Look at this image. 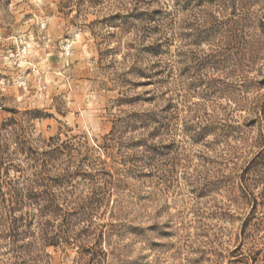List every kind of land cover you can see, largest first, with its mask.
Returning <instances> with one entry per match:
<instances>
[{"label":"rangeland","instance_id":"rangeland-1","mask_svg":"<svg viewBox=\"0 0 264 264\" xmlns=\"http://www.w3.org/2000/svg\"><path fill=\"white\" fill-rule=\"evenodd\" d=\"M142 1L172 14L162 98L181 76L207 78L175 110L153 99L131 0H0L1 262L20 264L12 250L30 242L35 174L70 199L101 189L86 264H264V165L246 170L264 159V0ZM148 111L176 114L112 134ZM78 248L45 254L79 264Z\"/></svg>","mask_w":264,"mask_h":264},{"label":"trees","instance_id":"trees-1","mask_svg":"<svg viewBox=\"0 0 264 264\" xmlns=\"http://www.w3.org/2000/svg\"><path fill=\"white\" fill-rule=\"evenodd\" d=\"M130 3L133 6L131 9L132 15L134 14L132 18L141 25L138 30L140 38L148 41V45L144 47L143 51L155 60L152 66L154 72L150 74L152 75L151 77H147V79L152 78L154 81L153 84L156 86L152 93L154 96L153 99L154 101L155 98L164 101L168 109L175 110L176 107L173 106V101H176L178 97L180 98L179 92H184L183 96H185V94L189 93L188 91L192 86L190 82L197 80L198 85H202V82L207 80V78L200 79L199 77L193 78V76H181L178 82L176 80V87H173L174 90L168 88V93L164 94L170 95L169 98H162L161 89L168 80H172L173 71L171 62L164 58L167 55V52L164 51L168 50L171 43L170 29L172 14L168 1H165L163 4L156 1V6L159 5V7L150 12L148 9L141 8V6L146 5L142 0H131ZM207 61L209 59L205 56L204 59H199L197 62L201 65V62L204 64ZM243 84L239 83L241 93L242 88H244ZM206 85L209 86V82H206ZM242 100L244 99L242 98ZM160 114L158 115L153 111H148L128 115L123 121L120 120L118 125L115 124L114 129H112V134H119L120 129L126 128L128 125L129 127H138L142 130L151 129L155 131L161 123H169L170 119H174L176 113H172L166 117L162 116V112ZM192 133V136H190L192 138L194 135H199L197 132ZM262 157L263 153L260 152L250 162L246 170L248 172L254 171L255 166L264 165V159ZM246 170L244 172L248 174ZM33 176L34 179L31 181L29 195L27 197L31 222L29 224L30 242L23 247L12 250L14 253L13 259L20 261V264H50L47 260L48 255L45 254L47 247L68 248L72 245H79V264H86L82 256L85 254L93 255V249L91 247L88 248L86 243L89 237V230L93 226L92 219H94L96 207L100 205L101 200L104 198V195L99 192L101 189L91 186L92 188L87 196L70 199L68 192H65L63 189L60 190V185H58L59 188L54 192L51 185L42 184L43 178L40 175L34 174ZM55 177L56 180H59V183L63 184L66 182L64 179L69 178V172L65 171L62 174H57ZM60 179H62V182ZM249 187L250 183L248 179H244L242 184L243 192L248 194ZM15 199V206L20 207L23 199L22 196L17 193ZM19 231V220H17L14 231L17 239L22 236V233ZM94 261H97V259L94 258ZM90 262L92 263V261ZM0 264L5 263L0 261Z\"/></svg>","mask_w":264,"mask_h":264}]
</instances>
